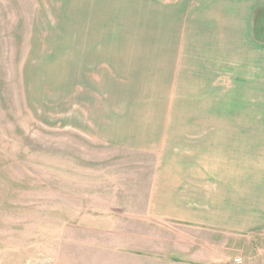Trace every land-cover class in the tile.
Returning a JSON list of instances; mask_svg holds the SVG:
<instances>
[{
    "label": "rangeland",
    "instance_id": "1",
    "mask_svg": "<svg viewBox=\"0 0 264 264\" xmlns=\"http://www.w3.org/2000/svg\"><path fill=\"white\" fill-rule=\"evenodd\" d=\"M167 2L0 0V264H117L149 243L133 232L164 143L264 131L242 47ZM152 227L212 249V233Z\"/></svg>",
    "mask_w": 264,
    "mask_h": 264
},
{
    "label": "crops",
    "instance_id": "2",
    "mask_svg": "<svg viewBox=\"0 0 264 264\" xmlns=\"http://www.w3.org/2000/svg\"><path fill=\"white\" fill-rule=\"evenodd\" d=\"M167 3L180 4L175 8L179 11L210 12L197 18L203 19L200 25L213 27L209 31L212 43L223 41L232 47L229 51L242 47L246 90L253 91L254 101L263 99L264 0ZM249 72L262 79L249 82ZM201 135L181 143L172 154H167V143L163 144L150 182L146 215L133 232L149 243L139 241L132 245L140 248L117 249V257L109 262L236 264L239 260L238 264H245L242 258L251 262L248 256L255 254L254 247L245 244L253 239L264 243V131H213L208 141H201ZM160 223L190 234L212 233V240H207L212 249L204 250V238L198 240L201 245L197 248H188L186 237L152 227ZM160 232L163 238L157 237ZM199 253L205 257H199Z\"/></svg>",
    "mask_w": 264,
    "mask_h": 264
},
{
    "label": "built area",
    "instance_id": "3",
    "mask_svg": "<svg viewBox=\"0 0 264 264\" xmlns=\"http://www.w3.org/2000/svg\"><path fill=\"white\" fill-rule=\"evenodd\" d=\"M235 263L238 264V263H240V262H239V260H236Z\"/></svg>",
    "mask_w": 264,
    "mask_h": 264
}]
</instances>
